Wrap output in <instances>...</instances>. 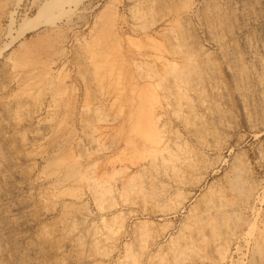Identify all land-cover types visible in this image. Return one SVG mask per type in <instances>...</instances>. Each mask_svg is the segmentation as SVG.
<instances>
[{
    "label": "rangeland",
    "instance_id": "1",
    "mask_svg": "<svg viewBox=\"0 0 264 264\" xmlns=\"http://www.w3.org/2000/svg\"><path fill=\"white\" fill-rule=\"evenodd\" d=\"M263 33L264 0H0V264H261Z\"/></svg>",
    "mask_w": 264,
    "mask_h": 264
},
{
    "label": "bare ground",
    "instance_id": "2",
    "mask_svg": "<svg viewBox=\"0 0 264 264\" xmlns=\"http://www.w3.org/2000/svg\"><path fill=\"white\" fill-rule=\"evenodd\" d=\"M242 13V12H241ZM242 15V20L245 21V22H250L252 21L250 16H247L245 15L244 13L241 14ZM240 15V16H241ZM244 29V28H243ZM242 30V29H241ZM246 30V29H245ZM262 37L264 39V33L262 34ZM262 39V40H263ZM264 41V40H263ZM227 61L229 63V65L231 66V69L233 72H238V70L240 69V64L238 63V61L236 60V57L233 53H230L228 56H227ZM260 80H258V78L254 77V80H253V83H255V86L257 87V89H260L261 90V82H259ZM259 92V91H258ZM261 92V91H260ZM51 175V174H50ZM4 214V213H3ZM2 214V216H3ZM1 215V214H0ZM0 235L2 236V238L4 240H6L8 243H10L12 241V238H13V233H12V229L9 227V225L3 223V224H0ZM14 239V238H13ZM256 256L259 257V260L261 264H264V247H262L260 250V244L258 243L261 242L262 246H264V227L262 229H259L258 230V234L256 236ZM258 243V244H257Z\"/></svg>",
    "mask_w": 264,
    "mask_h": 264
}]
</instances>
